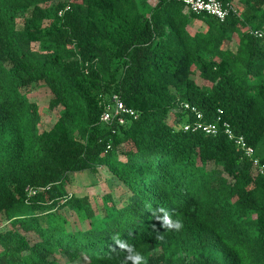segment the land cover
<instances>
[{
	"label": "trees",
	"instance_id": "trees-1",
	"mask_svg": "<svg viewBox=\"0 0 264 264\" xmlns=\"http://www.w3.org/2000/svg\"><path fill=\"white\" fill-rule=\"evenodd\" d=\"M222 1L0 0V264H264V175L184 130L264 163V0Z\"/></svg>",
	"mask_w": 264,
	"mask_h": 264
},
{
	"label": "built area",
	"instance_id": "built-area-1",
	"mask_svg": "<svg viewBox=\"0 0 264 264\" xmlns=\"http://www.w3.org/2000/svg\"><path fill=\"white\" fill-rule=\"evenodd\" d=\"M186 4L193 12H206L215 16L220 20L227 18L232 12L236 13V7L230 2L222 0H177ZM68 6L59 12L61 15ZM250 32L257 36H262L259 30H250ZM183 107L188 110L193 119L184 123V130L191 132H202L207 135L225 134L234 144L243 151V154L251 159L254 166L261 175H264V163L259 157L255 156V147L248 143L243 134H238L234 131L231 123L223 117L222 109L217 110L216 119L208 121L205 119L203 112L199 111L196 106L189 103H184ZM137 118L138 114L135 109L127 107L119 94L112 93L105 101V107L101 114V121L110 124L112 121L124 123L126 117Z\"/></svg>",
	"mask_w": 264,
	"mask_h": 264
},
{
	"label": "clouds",
	"instance_id": "clouds-1",
	"mask_svg": "<svg viewBox=\"0 0 264 264\" xmlns=\"http://www.w3.org/2000/svg\"><path fill=\"white\" fill-rule=\"evenodd\" d=\"M163 222L165 224H168L169 227H173L174 226L177 230H179L182 227V225H181V223L179 221L175 222L174 224L170 223L167 216H165L163 218ZM120 246L124 247L123 244H121ZM131 258L133 260V264H143L144 257L140 253H138V252L134 253Z\"/></svg>",
	"mask_w": 264,
	"mask_h": 264
},
{
	"label": "rangeland",
	"instance_id": "rangeland-1",
	"mask_svg": "<svg viewBox=\"0 0 264 264\" xmlns=\"http://www.w3.org/2000/svg\"><path fill=\"white\" fill-rule=\"evenodd\" d=\"M152 2H154V0H152ZM152 2H151V3H152ZM45 109H46V108H45ZM45 115H46V117H48V115H49V111L46 110ZM186 116H187V115L184 114L182 117L185 118ZM91 177H92V176H91ZM92 179H94V178H92ZM80 183H81V182H80ZM82 184H83V183H82ZM102 187H104V185H102V186L100 185L99 189H101ZM82 189H86V188L82 187ZM99 189H98V190H99Z\"/></svg>",
	"mask_w": 264,
	"mask_h": 264
}]
</instances>
